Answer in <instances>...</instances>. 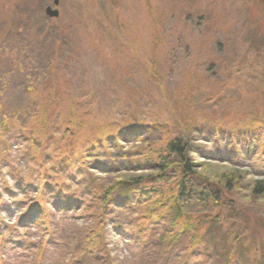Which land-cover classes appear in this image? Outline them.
Here are the masks:
<instances>
[{
  "label": "rangeland",
  "instance_id": "374dc122",
  "mask_svg": "<svg viewBox=\"0 0 264 264\" xmlns=\"http://www.w3.org/2000/svg\"><path fill=\"white\" fill-rule=\"evenodd\" d=\"M47 6L58 15L49 17ZM24 30L22 42L43 65L26 94L15 85V69L26 62L14 40ZM8 37L12 45L0 60V112L8 115L0 118V156L11 191L0 199V264H64L55 246L39 253L24 244L42 239L44 229L76 242L89 227L99 231L111 264H138L142 243L182 230L188 250L199 243L186 264H264V0H0V41ZM47 99L61 103L53 115ZM147 124L151 131L136 141L120 135ZM176 134L195 171L222 190L224 204L205 212L207 236L195 208L171 219L173 180L140 206H112L101 223L87 218L92 183L99 192L156 173L117 170L116 152L149 160ZM40 177L58 181L62 198L51 200ZM34 199L47 213L44 229L28 218H42L28 206Z\"/></svg>",
  "mask_w": 264,
  "mask_h": 264
},
{
  "label": "trees",
  "instance_id": "16d2710c",
  "mask_svg": "<svg viewBox=\"0 0 264 264\" xmlns=\"http://www.w3.org/2000/svg\"><path fill=\"white\" fill-rule=\"evenodd\" d=\"M24 10L26 11L27 15H30L28 5L24 7ZM22 32L23 33L20 35V39L18 38L14 41H17L19 56L25 59L26 65L25 69L20 72H18L20 69H15V71L18 73V76H16L15 85L16 87H21V89H23L24 93L26 94V92H30L33 87L31 79L39 73V67L41 69L43 68V65L41 62V58H38L39 55H35L33 49H31L28 44L22 42L23 40H25L24 33H26L27 31L24 30ZM13 38L14 37H8L0 41V60H3V58L5 57L4 55H6L4 54L5 51H3L5 45L11 46ZM30 54H33L34 56L31 58ZM47 89V87L43 88V90ZM47 101L48 102H46L45 105L47 108H50L49 114L53 115L54 111L57 110V107L60 106L61 103L58 102L53 105L54 102H51L50 99H47ZM52 105L53 107L51 108L50 106ZM0 116V118H2V116L4 118L8 117V115H4V113L2 114L1 112ZM4 118L3 122H6V119ZM151 129L152 128L147 124L142 125L141 130L130 128L126 130L127 132L124 134L121 132L120 135L125 139L136 141L140 138V136L145 134L146 131L149 132L151 131ZM30 134L32 135V133ZM23 137L28 138V136ZM110 139L113 140L114 138ZM154 154V158L144 160L141 158L142 155L139 152H116L115 156L117 158V170H138L150 168L152 170H155L156 173L149 176H136L128 179L118 180L113 184V186L106 187L105 190L99 192L98 188L95 187L92 183L89 189L91 195L90 197H88V199L85 200L86 206L88 207L86 214L87 218L93 219L97 223H101L103 222V219L105 217L104 215H108L110 210H112L114 206H140L141 203L148 202L149 199L160 193L162 184L173 180L176 187V193L175 203L172 207L173 210L170 213L172 215L171 219L173 220L177 217L187 215L189 213L188 211H185L187 207L195 208L198 216L202 217L203 220L207 222L205 226V236H207L211 228V218L205 212L209 211L211 205L224 204L221 188L212 185V183H209L208 179H206L205 177L201 178L200 175L195 171L196 164L194 160L188 155L187 144L183 142L181 136H179L178 134H176L172 139L168 140L164 150L155 151ZM131 157H138L144 161H142L141 159H136L133 162V159H129ZM64 158H61V161H63V163L67 161L66 158ZM4 162L5 160L3 159V156H0V199L2 198L3 192L11 191L10 187L6 184L5 179L2 177L1 165ZM58 162L59 160L57 161V163ZM57 163L54 168H56L57 166L59 168L58 171H62L65 165L60 164V166H58ZM105 172L110 171L106 170ZM221 177V180L224 179L225 184H230L231 180L228 177H225V174H222ZM40 179V185L43 184L44 189L46 190V194L50 196L51 200L54 199V201H56L59 198H62L63 193L65 192H63L62 187L58 183V181L55 180L56 186H52L50 184V181H47V179H42L41 177ZM221 182L223 183V181ZM35 188H37V186ZM262 188V186H257L256 191L260 192L262 191ZM37 189H40V187H38ZM28 206L31 207V209H35L37 214H41L42 216V218L40 217L41 221H39L38 219L34 220L33 215H29L28 218H31V220L33 221H30V223H36V225L38 226L40 222V227L42 226V228L44 229V225L48 223V219L45 218V215H47V213L44 211L42 204L39 201H35L34 199L31 203L28 204ZM66 206L67 203L65 204V207ZM67 208H69V206ZM70 208L72 207L70 206ZM21 215L23 216V213H21ZM25 218L26 217H24L23 220L24 222H26ZM93 230L94 229L92 227H89L82 238H78L76 242L71 243L69 240H65L64 238H60L59 240L53 239L51 235L47 233V229H44L43 231H45L46 235H44L42 239H39L35 242L28 241V243L24 245L32 246L33 244H35L37 252L39 253L45 252L46 247L48 246H55V248L60 251L61 258L63 257L62 260H65L64 264H111L110 262H108V255L101 254L100 241H102V237H98L99 231L93 232ZM173 234L174 236L170 240H164L166 239V237L158 236L150 238L149 240L142 243L139 247L140 256L138 259V264H173V261H171V259L175 255L177 256L178 251L182 248V259L174 264H186L188 262L190 263V259L196 256L199 243H196V246L194 245V247H190V249L188 250L182 243L183 238L186 235V231L185 234L184 230L180 232L178 231L176 233L174 232ZM190 238L192 241L194 236H191ZM191 241L189 242L190 244H192L193 242ZM82 248H84L82 254L76 255L75 251H81ZM205 250L206 251L202 252L206 253L207 249ZM225 264L230 263L227 261Z\"/></svg>",
  "mask_w": 264,
  "mask_h": 264
},
{
  "label": "water",
  "instance_id": "95a60500",
  "mask_svg": "<svg viewBox=\"0 0 264 264\" xmlns=\"http://www.w3.org/2000/svg\"><path fill=\"white\" fill-rule=\"evenodd\" d=\"M58 0H54V4H57ZM45 13L49 16V17H56L58 15V10L57 9H52L50 6H47L45 8Z\"/></svg>",
  "mask_w": 264,
  "mask_h": 264
}]
</instances>
